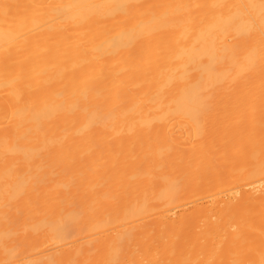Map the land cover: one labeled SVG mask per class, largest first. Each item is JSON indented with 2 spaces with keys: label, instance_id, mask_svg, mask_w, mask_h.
<instances>
[{
  "label": "bare ground",
  "instance_id": "bare-ground-1",
  "mask_svg": "<svg viewBox=\"0 0 264 264\" xmlns=\"http://www.w3.org/2000/svg\"><path fill=\"white\" fill-rule=\"evenodd\" d=\"M0 264H264V0H0Z\"/></svg>",
  "mask_w": 264,
  "mask_h": 264
}]
</instances>
